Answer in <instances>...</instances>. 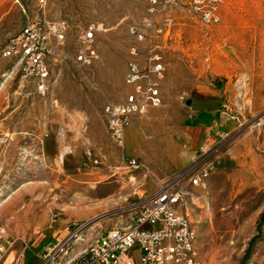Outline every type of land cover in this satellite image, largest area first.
Returning a JSON list of instances; mask_svg holds the SVG:
<instances>
[{"label":"rangeland","instance_id":"374dc122","mask_svg":"<svg viewBox=\"0 0 264 264\" xmlns=\"http://www.w3.org/2000/svg\"><path fill=\"white\" fill-rule=\"evenodd\" d=\"M148 8V0H0V264H46V248L78 230L87 245L129 224L163 183L187 185L203 168L208 187L195 188L200 199L184 208L201 261L264 264V0H225L211 26L184 5L174 9L163 77L151 76L162 104L132 116L123 148L106 132L104 106L134 91L126 81L131 49L145 45L129 27L144 28ZM42 21L65 22L71 54L83 30L102 24L98 58L53 66L45 94L3 55L22 27ZM138 60L145 69V56ZM213 92L227 121L197 150L180 134L187 101Z\"/></svg>","mask_w":264,"mask_h":264},{"label":"built area","instance_id":"2783aa9c","mask_svg":"<svg viewBox=\"0 0 264 264\" xmlns=\"http://www.w3.org/2000/svg\"><path fill=\"white\" fill-rule=\"evenodd\" d=\"M149 17L145 27L131 25L129 34L137 43L145 45L131 49L127 83L134 86L123 102H108L104 117L111 139L125 148L126 130L135 113H144L150 107L162 104L158 82L151 76L163 77L165 65L163 50L165 39L175 23L173 11L184 5L204 25H216L221 20L225 0H148ZM44 3L45 0H40ZM102 24H90L79 35V48L71 54L66 50L65 22L50 24L47 21L29 22L3 49L5 57H14L21 64L24 78L33 79L37 89L45 94L50 87L49 77L53 66L72 61L82 66L91 65L97 58L96 32ZM145 56L147 67L141 68L138 57ZM88 155L92 151L88 149ZM127 166H136L131 160ZM209 171L203 168L195 173L187 185L163 183L151 202L132 217L124 227H114L84 245L82 230L58 245L46 248V264H203L197 252V231L189 217L187 200L198 201L195 188L206 190ZM6 230L0 229V261L7 252Z\"/></svg>","mask_w":264,"mask_h":264},{"label":"crops","instance_id":"0c3cea01","mask_svg":"<svg viewBox=\"0 0 264 264\" xmlns=\"http://www.w3.org/2000/svg\"><path fill=\"white\" fill-rule=\"evenodd\" d=\"M190 121L187 130L182 129L180 134L191 147L200 150L211 141V136L219 133L227 119L221 115V95L213 92L208 95L188 100ZM106 132L108 129L106 128Z\"/></svg>","mask_w":264,"mask_h":264},{"label":"water","instance_id":"95a60500","mask_svg":"<svg viewBox=\"0 0 264 264\" xmlns=\"http://www.w3.org/2000/svg\"><path fill=\"white\" fill-rule=\"evenodd\" d=\"M263 115V114H262ZM261 117V116H260Z\"/></svg>","mask_w":264,"mask_h":264}]
</instances>
